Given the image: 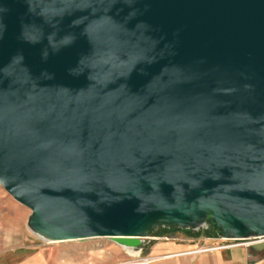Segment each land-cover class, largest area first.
<instances>
[{"label":"water","instance_id":"1","mask_svg":"<svg viewBox=\"0 0 264 264\" xmlns=\"http://www.w3.org/2000/svg\"><path fill=\"white\" fill-rule=\"evenodd\" d=\"M0 185L48 241L264 239V0H0Z\"/></svg>","mask_w":264,"mask_h":264},{"label":"rangeland","instance_id":"2","mask_svg":"<svg viewBox=\"0 0 264 264\" xmlns=\"http://www.w3.org/2000/svg\"><path fill=\"white\" fill-rule=\"evenodd\" d=\"M30 213L27 207L14 200L0 185V245L13 246L21 242L30 256L40 255L35 264H147L142 260L147 257V247L141 254L136 253L134 256L108 238L45 240L27 227ZM151 235L159 236L163 241L192 240L201 248L223 244L212 225L198 230L163 227Z\"/></svg>","mask_w":264,"mask_h":264},{"label":"crops","instance_id":"3","mask_svg":"<svg viewBox=\"0 0 264 264\" xmlns=\"http://www.w3.org/2000/svg\"><path fill=\"white\" fill-rule=\"evenodd\" d=\"M147 247V264H264V249L235 248L189 254L201 248L192 240L163 241L161 237L151 235L143 239L138 254ZM40 255L30 256L21 242L13 246L0 245V264H35ZM127 264V263H122Z\"/></svg>","mask_w":264,"mask_h":264},{"label":"built area","instance_id":"4","mask_svg":"<svg viewBox=\"0 0 264 264\" xmlns=\"http://www.w3.org/2000/svg\"><path fill=\"white\" fill-rule=\"evenodd\" d=\"M211 225H203L198 229H207ZM196 229V230H198ZM218 239L223 242V244L196 249L194 251L188 252L189 254H197L199 252H210V251H218V250H228V249H235V248H249L251 245L256 244L258 242L263 241L264 239L260 238H249V239H225L221 236Z\"/></svg>","mask_w":264,"mask_h":264},{"label":"bare ground","instance_id":"5","mask_svg":"<svg viewBox=\"0 0 264 264\" xmlns=\"http://www.w3.org/2000/svg\"><path fill=\"white\" fill-rule=\"evenodd\" d=\"M263 239V238H262ZM123 249H125L127 251V253L131 254V255H134L137 253V251H135L134 249L132 248H127V247H124V246H121Z\"/></svg>","mask_w":264,"mask_h":264}]
</instances>
